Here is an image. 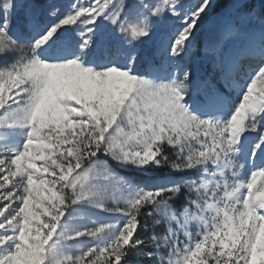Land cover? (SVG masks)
<instances>
[{
    "label": "snow or ice",
    "instance_id": "snow-or-ice-1",
    "mask_svg": "<svg viewBox=\"0 0 264 264\" xmlns=\"http://www.w3.org/2000/svg\"><path fill=\"white\" fill-rule=\"evenodd\" d=\"M0 264H264V0H0Z\"/></svg>",
    "mask_w": 264,
    "mask_h": 264
},
{
    "label": "rangeland",
    "instance_id": "rangeland-1",
    "mask_svg": "<svg viewBox=\"0 0 264 264\" xmlns=\"http://www.w3.org/2000/svg\"><path fill=\"white\" fill-rule=\"evenodd\" d=\"M215 3H217L218 5L222 4L223 0H215ZM253 3L256 5L257 9L260 7V0H253ZM219 10H220L219 8H215L213 10V13L209 17V20L213 19L214 16L216 15V13ZM210 27H211V25L206 22V24L202 28L201 34L197 38V40H198L197 48L198 49H202L203 48V45H204L205 41L211 35V33L208 31V29ZM197 56H198V52H197L196 55H194V60H195L196 63H199V60H198ZM159 175H160V173H152L150 175H145V176H142V177H139V178L144 180V181H146V182H154L156 180V178L159 177Z\"/></svg>",
    "mask_w": 264,
    "mask_h": 264
}]
</instances>
